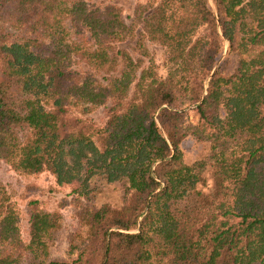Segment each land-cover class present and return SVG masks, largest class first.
I'll use <instances>...</instances> for the list:
<instances>
[{"label":"trees","instance_id":"1","mask_svg":"<svg viewBox=\"0 0 264 264\" xmlns=\"http://www.w3.org/2000/svg\"><path fill=\"white\" fill-rule=\"evenodd\" d=\"M121 1L0 0V264H264V0Z\"/></svg>","mask_w":264,"mask_h":264},{"label":"rangeland","instance_id":"2","mask_svg":"<svg viewBox=\"0 0 264 264\" xmlns=\"http://www.w3.org/2000/svg\"><path fill=\"white\" fill-rule=\"evenodd\" d=\"M122 5L125 8V13L127 16H131L132 9L136 0H122ZM157 53V63L159 67V76L165 78L167 74V65L166 57L160 49H156ZM182 149L186 154L187 161H192L196 157L203 156V154L208 149V144L199 143L193 140L192 138H187L183 144ZM209 184L212 187L213 182L208 176ZM0 182L5 184L8 189L14 194L16 201L18 202L21 209V219H20V228L22 232L23 239L25 242L29 240V223H28V212H27V202L29 198L36 197L43 199L49 207H56L63 194L66 191L58 190L54 179L51 175L45 173L38 178L28 179L23 176H20L10 170L7 166L0 162ZM28 185H33V189L30 192L25 191ZM64 213L68 216V210H64ZM67 226L63 231L60 246L53 250L55 256L60 257L64 255L66 249V236L67 233L74 227V223L69 218L67 219Z\"/></svg>","mask_w":264,"mask_h":264}]
</instances>
